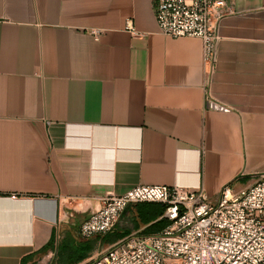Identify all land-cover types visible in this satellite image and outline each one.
I'll return each mask as SVG.
<instances>
[{
	"label": "crops",
	"instance_id": "obj_1",
	"mask_svg": "<svg viewBox=\"0 0 264 264\" xmlns=\"http://www.w3.org/2000/svg\"><path fill=\"white\" fill-rule=\"evenodd\" d=\"M229 6L210 86L229 110L214 111L201 39L163 35L154 0H0V264H90L141 232L133 204L109 234L79 236L106 195L216 199L264 174V0Z\"/></svg>",
	"mask_w": 264,
	"mask_h": 264
},
{
	"label": "built area",
	"instance_id": "obj_2",
	"mask_svg": "<svg viewBox=\"0 0 264 264\" xmlns=\"http://www.w3.org/2000/svg\"><path fill=\"white\" fill-rule=\"evenodd\" d=\"M154 10L163 35L201 39L205 109L228 111L210 86L219 62L220 21L232 12L229 0H154ZM125 29L138 35L131 21ZM140 203L164 205L162 218L170 223L157 234L135 233L119 241L90 264H264V174L241 190L225 185L216 199L203 189L180 186H139L106 195L80 225L79 236L109 234L129 206Z\"/></svg>",
	"mask_w": 264,
	"mask_h": 264
},
{
	"label": "trees",
	"instance_id": "obj_3",
	"mask_svg": "<svg viewBox=\"0 0 264 264\" xmlns=\"http://www.w3.org/2000/svg\"><path fill=\"white\" fill-rule=\"evenodd\" d=\"M138 221L145 227L140 233L143 236L157 234L161 232L170 222L162 218L165 212V206L158 203H144L136 205ZM138 228V223H136ZM139 233V234H140ZM130 234V231L124 233H115L111 237L114 240H120Z\"/></svg>",
	"mask_w": 264,
	"mask_h": 264
},
{
	"label": "rangeland",
	"instance_id": "obj_4",
	"mask_svg": "<svg viewBox=\"0 0 264 264\" xmlns=\"http://www.w3.org/2000/svg\"><path fill=\"white\" fill-rule=\"evenodd\" d=\"M126 228H128V229H132V228H133V225H132V222H131V221L128 222V225H126ZM143 229H144V227H143ZM143 229H142V230H143ZM142 230H141V231H142ZM139 233H140V232H139ZM139 233H138L137 236L142 237L143 235H141V233H140V234H139Z\"/></svg>",
	"mask_w": 264,
	"mask_h": 264
}]
</instances>
